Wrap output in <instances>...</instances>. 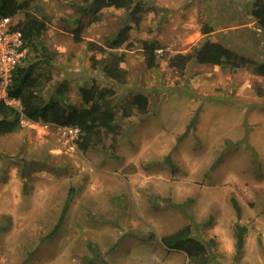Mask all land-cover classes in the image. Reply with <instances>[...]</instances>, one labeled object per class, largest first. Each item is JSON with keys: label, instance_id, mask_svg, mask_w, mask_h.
I'll use <instances>...</instances> for the list:
<instances>
[{"label": "rangeland", "instance_id": "374dc122", "mask_svg": "<svg viewBox=\"0 0 264 264\" xmlns=\"http://www.w3.org/2000/svg\"><path fill=\"white\" fill-rule=\"evenodd\" d=\"M25 1L47 17L39 42L53 57L42 67L50 78L43 98L66 82L63 99L81 105L82 86L108 88L114 133L85 150L74 126L23 118L0 134V264H190L160 239L185 225L206 245L208 264H264V74L255 69L264 64V31L251 14L254 0H134L137 24L123 8L80 12L76 4L88 0ZM124 25L128 39L114 48L126 52L119 82L94 67L92 56L102 54L85 40L105 43ZM143 40L161 46L154 67ZM204 40L248 64H168L166 52ZM37 47L24 48L20 63L39 59ZM236 224L245 227L240 251Z\"/></svg>", "mask_w": 264, "mask_h": 264}, {"label": "trees", "instance_id": "16d2710c", "mask_svg": "<svg viewBox=\"0 0 264 264\" xmlns=\"http://www.w3.org/2000/svg\"><path fill=\"white\" fill-rule=\"evenodd\" d=\"M76 6L80 12H91L94 15L103 7L123 8L130 10L131 17H134L140 8V5L134 0H88L85 4H76ZM38 10V8L29 9L28 2L25 0H0V18H12L23 11V16L13 26L21 33L22 47L29 50L30 47L37 45L39 50V59L37 60L28 58L27 50L25 61L19 63L12 71L11 80L6 89L7 97L17 100L20 108L0 98V134L14 131L19 126L21 119L24 118L60 127H77L78 133L75 141L77 146L83 150L94 147L103 141L107 133H114L115 111L107 99L111 92L108 88H98L94 84L90 87L82 86L83 104L75 105L63 99L67 89L66 82H64L57 87L55 96H50L48 99L43 98L41 93L50 78L44 76L42 67L44 63L49 64L53 56L52 52L39 42L40 35L47 28V17ZM251 14L258 27L264 31V0H254ZM134 18L137 24L139 17ZM82 29V23H78L73 31L76 41L83 40L80 36ZM129 29V25H124L105 43L91 39L85 40L89 50L102 54L100 58L92 56L94 67H98L104 75L119 82L124 81L126 77V71L121 66L125 60L126 52L114 50V48L120 47L126 42ZM210 30L205 27L203 33ZM160 48L161 46L155 40L142 41V50L148 67L157 65V51ZM166 53L168 64L178 69H184L190 62L211 64L225 62L233 67L244 66L249 62L248 58L237 55L223 43L212 40H204L189 52ZM255 69L260 74H264L263 63L256 65ZM136 100L140 101L139 104L142 107L146 104V97L143 95L138 94ZM167 161L170 162L169 157H167ZM69 202L70 195L67 196L59 219L48 236H52L59 229ZM233 205L237 215H240V207L237 202L233 201ZM244 232L245 227L236 224L235 247L237 251L243 247ZM160 239L166 248L184 252L190 264H208L210 260L206 245L191 235L189 225L165 234Z\"/></svg>", "mask_w": 264, "mask_h": 264}, {"label": "built area", "instance_id": "2783aa9c", "mask_svg": "<svg viewBox=\"0 0 264 264\" xmlns=\"http://www.w3.org/2000/svg\"><path fill=\"white\" fill-rule=\"evenodd\" d=\"M11 17L0 18V98L10 103L7 97V86L11 80L13 69L20 63L24 53L21 33L14 29ZM15 100V99H14ZM75 130L78 128L75 127Z\"/></svg>", "mask_w": 264, "mask_h": 264}, {"label": "crops", "instance_id": "0c3cea01", "mask_svg": "<svg viewBox=\"0 0 264 264\" xmlns=\"http://www.w3.org/2000/svg\"><path fill=\"white\" fill-rule=\"evenodd\" d=\"M238 55V54H237Z\"/></svg>", "mask_w": 264, "mask_h": 264}]
</instances>
